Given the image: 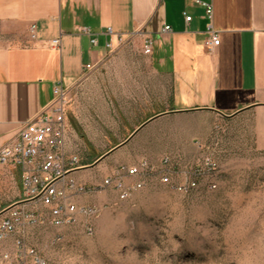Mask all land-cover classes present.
Returning <instances> with one entry per match:
<instances>
[{
  "label": "rangeland",
  "instance_id": "374dc122",
  "mask_svg": "<svg viewBox=\"0 0 264 264\" xmlns=\"http://www.w3.org/2000/svg\"><path fill=\"white\" fill-rule=\"evenodd\" d=\"M114 56L101 68L103 82L102 75L90 73L67 91L68 135L83 166L98 160L124 139L127 128L136 126L139 116L126 123L118 109L136 102L141 114L147 109L143 100L104 99L110 87L118 93L136 90L129 61L141 60V70L147 73L143 39L130 38ZM178 124L182 148L168 146L167 125L161 122L98 165L83 169L75 180L95 193L80 197L78 204L99 207V217H80L71 227H29L28 245L47 264H264V150L255 144L254 116L228 120L204 113ZM165 157L172 159L181 179L196 178L198 186L181 193L162 183ZM143 159L152 170L129 200L101 188L121 165H138ZM5 175L0 173V212L19 199L18 174L13 173L7 185ZM14 251L15 238L0 241V254Z\"/></svg>",
  "mask_w": 264,
  "mask_h": 264
},
{
  "label": "crops",
  "instance_id": "0c3cea01",
  "mask_svg": "<svg viewBox=\"0 0 264 264\" xmlns=\"http://www.w3.org/2000/svg\"><path fill=\"white\" fill-rule=\"evenodd\" d=\"M212 1L221 39L214 53L205 47L208 20L196 0H0V150L53 103L57 85L68 91L90 73L100 77L101 68L134 37L144 44L154 40L153 52L143 61L147 73L141 70V60L132 59L137 91L118 93L114 86L104 99L143 100L147 109L141 114L138 102L118 109L126 123L139 116L137 124L101 157L161 122L167 125L168 146L182 148L178 123L204 113L228 120L252 114L255 144L264 150V0ZM186 16L192 20L187 22ZM165 26L172 31L163 33ZM84 29L90 33H82ZM55 40L60 41L57 47ZM87 65L92 69L86 70ZM68 152L77 153L70 138ZM98 160L84 166L80 162L72 177L79 180L83 169ZM0 173L6 174V185L13 173L20 178L11 167L0 166Z\"/></svg>",
  "mask_w": 264,
  "mask_h": 264
},
{
  "label": "built area",
  "instance_id": "2783aa9c",
  "mask_svg": "<svg viewBox=\"0 0 264 264\" xmlns=\"http://www.w3.org/2000/svg\"><path fill=\"white\" fill-rule=\"evenodd\" d=\"M205 11L208 20L206 29V49L214 53L220 47L219 32L214 27V5L212 0H196ZM192 17L186 16L190 22ZM165 26L163 33L171 32ZM89 34V29L82 30ZM108 34L113 31L108 29ZM60 44L53 41L54 46ZM98 40L92 39L97 46ZM112 48L111 43L107 44ZM154 40L147 39L144 52H153ZM92 66L87 65L86 70ZM67 91L62 85L54 89V101L35 120L27 123L18 133L16 139L0 150V166L18 170L21 180V197L0 212V241L15 238V251L0 254V264H47L40 253L30 247L25 233L29 227L50 225L55 228L71 227L79 223L80 217L97 218L102 209L92 205H80L78 199L84 195L94 194L95 189L76 182L72 174L81 168L78 153L68 152V129L66 113ZM166 173L161 182L174 190L188 193L198 186L197 179H181L173 170L170 157L163 161ZM152 170L150 162L143 160L138 165H121L104 179L101 188L111 189L117 199L129 200L145 185V179ZM176 173L175 179L172 178ZM213 189V187H210ZM88 234L93 227L88 225Z\"/></svg>",
  "mask_w": 264,
  "mask_h": 264
},
{
  "label": "water",
  "instance_id": "95a60500",
  "mask_svg": "<svg viewBox=\"0 0 264 264\" xmlns=\"http://www.w3.org/2000/svg\"><path fill=\"white\" fill-rule=\"evenodd\" d=\"M146 124L147 123H145L144 125H142L141 127H140V129H138L137 131H135V133H133V135L124 143V144H127L129 141H130V139L134 136V135H136L137 133H138V131L139 130H141L142 128H144L145 126H146ZM117 149L115 148V149H113V150H111L110 152H108L107 154H105L103 157H101L97 162H95L93 165H92V167L93 166H96V165H98L101 161H103L106 157H108L109 155H111L114 151H116Z\"/></svg>",
  "mask_w": 264,
  "mask_h": 264
},
{
  "label": "bare ground",
  "instance_id": "6f19581e",
  "mask_svg": "<svg viewBox=\"0 0 264 264\" xmlns=\"http://www.w3.org/2000/svg\"><path fill=\"white\" fill-rule=\"evenodd\" d=\"M211 187H215V186H211ZM121 200H126V199H121ZM87 230H88V228H87Z\"/></svg>",
  "mask_w": 264,
  "mask_h": 264
},
{
  "label": "trees",
  "instance_id": "16d2710c",
  "mask_svg": "<svg viewBox=\"0 0 264 264\" xmlns=\"http://www.w3.org/2000/svg\"><path fill=\"white\" fill-rule=\"evenodd\" d=\"M88 164H91V162H90V163H88Z\"/></svg>",
  "mask_w": 264,
  "mask_h": 264
}]
</instances>
